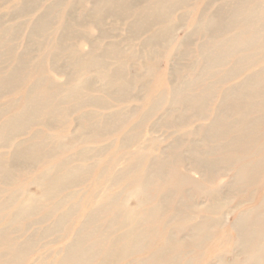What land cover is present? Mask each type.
Listing matches in <instances>:
<instances>
[{
  "label": "bare ground",
  "instance_id": "obj_1",
  "mask_svg": "<svg viewBox=\"0 0 264 264\" xmlns=\"http://www.w3.org/2000/svg\"><path fill=\"white\" fill-rule=\"evenodd\" d=\"M6 3L0 264H264V0Z\"/></svg>",
  "mask_w": 264,
  "mask_h": 264
},
{
  "label": "rangeland",
  "instance_id": "obj_2",
  "mask_svg": "<svg viewBox=\"0 0 264 264\" xmlns=\"http://www.w3.org/2000/svg\"><path fill=\"white\" fill-rule=\"evenodd\" d=\"M7 1V0H6ZM6 1L5 0H3V1H1L0 2V14H2V15H8L9 13H10V11L8 10V4L6 3ZM9 1V0H8ZM12 1H14V0H12ZM14 3V2H13ZM87 6H89V4H88V2H87ZM4 7V8H3ZM6 7V8H5ZM3 8V9H2ZM5 9V10H4ZM6 9H7V11H6ZM4 11V12H3ZM29 19H30V17H22L20 20H22V21H25V22H28L29 21ZM8 20H9V18H7V17H5V19H4V21L5 22H7L8 23ZM115 27H117V26H115V24H114V22H113V20H108L107 21V25H106V28L109 30V29H114ZM189 28L188 27H182L181 29H179L178 31H176L174 34H173V39H172V42H173V44L174 45H178V44H180V43H182L183 41H185V39L187 38V34H188V32H189V30H188ZM91 33H93L92 34V36L94 37V38H96L97 36H98V31H96V30H91ZM113 35H117L118 37H120V38H122L124 35H126L125 34V32H120V34H118V32H114L113 31ZM113 39H110V40H108V41H105L104 42V44H107V42H109V41H112ZM196 41V40H195ZM194 41V42H195ZM196 43V42H195ZM24 44V38H22V39H20L19 40V42H18V46H19V51H21L22 49H23V45ZM173 45V46H174ZM83 45L81 44L80 45V49L83 51V52H89L90 51V45H89V43H85V45L82 47ZM165 70H169L170 69V67L168 66V65H166V66H164L163 67ZM51 74V77L54 79V80H56L57 82H60V83H64V82H66V77H64L63 75L61 76V75H58L57 73H50ZM58 79V80H57ZM195 125H197V124H195ZM75 127H76V129H75ZM149 130L150 129H146V130H144L145 131V133H146V137H145V139H147V138H149V137H161V140L162 141H164L165 139L164 138H166L167 137V133H164V131H165V129H160V132H159V134H158V132L157 133H153L152 135L149 133ZM75 131H76V133H75ZM79 131V133H80V128L79 127H77L75 124L73 125V126H71L70 128H69V132L70 133H73V134H79V133H77ZM155 134H157V135H155ZM162 135V136H161ZM164 135V136H163ZM65 142L67 143V144H70V140L69 139H66L65 140ZM168 142V141H167ZM159 145H160V147L161 148H164V146L166 145V143L165 142H162V143H159ZM163 146V147H162ZM160 150V149H159ZM157 153H159V151H157ZM192 175H193V177L195 178V179H199L200 178V175L199 174H197L196 172H192ZM229 179H230V177L229 176H226V177H224V178H222V183H227L228 181H229ZM88 188H84V190H83V192L81 193V194H85V191L87 190ZM27 190H28V193H36L37 192V190H36V187L34 186V185H30V186H28V188H27ZM25 200H27L26 198H25ZM203 206V205H202ZM129 207H131V208H135L136 207V204H135V201H133V200H131V202H129ZM201 207V206H200ZM246 208H248V206H244L243 207V209H246ZM232 209H230V211H231ZM88 213V210H87V212H86V214ZM223 221H224V223L225 224H227V225H233L235 222H236V218L233 216V215H226L225 217H224V219H223ZM231 234L233 235V232H231ZM230 235V234H229ZM234 235H236V234H234ZM75 237V235L74 234H71V236H70V239H69V241L71 240V239H73ZM69 241H64V240H60V241H55L54 242V238H51V240L48 242V243H44L43 244V247L42 248H40V250H38V252L35 254V253H33V254H31V255H29L28 256V260H26V262L24 263V264H36L37 263V261L39 260V259H49L48 261H52V258H63V255H64V253H63V251H62V248L65 246V245H67V243L69 242ZM216 245V244H215ZM220 244L218 243V246H219ZM221 245H223L221 248H219V249H222L223 250V248H225V249H227L228 250V255L226 256V259H228L229 260V262L231 263V262H234V260H237V259H239L240 257L239 256H237V252L235 251V250H233V248H234V246H233V242H230L229 244H221ZM216 247V246H215ZM220 247V246H219ZM55 250H57V252H54ZM52 252V253H51ZM55 255H56V257H55ZM213 256H214V254H212ZM209 256H211V255H209ZM34 257V258H33ZM236 257H239V258H236ZM243 258V257H242Z\"/></svg>",
  "mask_w": 264,
  "mask_h": 264
}]
</instances>
